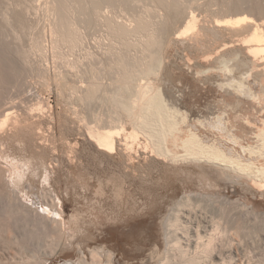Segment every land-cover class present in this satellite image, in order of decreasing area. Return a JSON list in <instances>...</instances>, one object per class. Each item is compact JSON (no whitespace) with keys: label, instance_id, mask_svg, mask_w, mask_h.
<instances>
[{"label":"bare ground","instance_id":"bare-ground-1","mask_svg":"<svg viewBox=\"0 0 264 264\" xmlns=\"http://www.w3.org/2000/svg\"><path fill=\"white\" fill-rule=\"evenodd\" d=\"M200 1H46L43 8L49 22L48 30L45 29L49 46L42 44L43 55L52 52L54 59L62 44L76 46L83 24L93 27L98 23L104 29L103 36L96 41L98 52L89 49L82 57L72 60L66 53L59 55L65 59L61 60L65 61L68 71L64 73L66 68L52 78L62 100L66 99L70 107L64 113L60 111L58 119L45 99L36 101L35 97L30 100L33 102L25 100L26 105H21L9 102L10 95H5L10 93L7 84L12 82L10 76L18 67H14V48L1 37L5 27L10 26L12 33H17L18 27L24 29L31 10L25 7L29 10L26 14L19 5L4 12L0 22V264H35V247L39 245L53 255L59 248L69 250L91 238L90 231L83 225L82 214L75 211L67 219L62 198L54 194L53 183L61 180L60 173L58 177L55 173L62 166L78 170L80 177L82 173L89 174L90 163L115 168L113 179L118 188L113 196L116 202L123 200L128 181L140 182L142 189H137L145 200L139 202L132 196L128 215L156 210L162 205L163 197L158 189L174 181L170 178L180 182L201 177L197 181L204 184L207 181L209 191L213 188L216 191L218 183L223 182L264 196V0ZM140 3L144 6L138 11L135 7L139 8ZM33 6L32 11L36 12L38 8ZM7 24L9 26H5ZM176 48L187 52L181 58L190 68H195L197 84L200 81L205 86L214 85L213 89L220 94L217 96L222 97L220 105L205 113L191 107L184 88L185 94L176 97L179 91L174 92L173 84L184 78L181 75L177 78L176 74L185 71L170 60L169 54ZM17 54L15 52V56ZM192 61L194 65L190 64ZM66 74H73L77 79L70 84L71 88L68 86L71 92L65 97L62 87L66 85L62 82H68ZM92 103L105 107L100 108L104 114L99 108L89 110L91 114L86 107H93ZM54 119L64 147L62 157L53 154L58 141L53 133L55 126L51 121ZM73 131H78L83 140L75 144L69 142L67 133ZM136 159H139L137 164ZM193 165L199 169L198 173L192 170ZM153 173H157L154 174L157 177ZM101 179H97V197L105 195L106 187ZM209 180L217 181L216 185ZM184 184L187 183L184 181ZM65 190L68 193L69 187ZM40 194L46 199L37 201ZM210 195L206 198L214 202L223 196L220 191ZM201 198L189 194L171 203L169 214L161 223L166 249L161 253L155 246L152 251L158 264H213L217 261L231 264V256H218L223 254L224 248H232L235 242L242 244L244 239L254 236L261 237L264 245V217L261 218L262 214L259 217V209L251 207L253 210L248 211L250 204L247 207L243 200L248 212L242 209L241 214L231 215L230 206L228 209L224 204L219 205V213L215 210L217 215L212 212L211 216L202 218L200 211L207 206L203 205L205 197ZM89 250L93 264H113V251ZM102 257H106V261ZM77 264L88 262L81 259Z\"/></svg>","mask_w":264,"mask_h":264},{"label":"rangeland","instance_id":"rangeland-1","mask_svg":"<svg viewBox=\"0 0 264 264\" xmlns=\"http://www.w3.org/2000/svg\"><path fill=\"white\" fill-rule=\"evenodd\" d=\"M6 1L7 0H0V20H1L0 22L3 21L2 15L5 14L4 12H8V10H12V8H14V6L19 7V5H20L19 8H24V9H25V7H28V9L30 8L29 10H31V12H29V14H28L29 10L27 8L25 9L26 14H28V15H27V23H26L27 26L25 25L24 29H23V27H18V28H16V29H18V31L16 30L17 33H12L11 31H13V30L7 24L5 26H9V27H7V28L5 27V29H4L5 34H3V36L1 37V39L4 40L5 43L6 42H8L7 44L11 43L10 44L11 47L14 48L13 49V52H14L13 60L15 59V61H16L15 62L16 65L14 64L15 65L14 67L15 68H16V66L18 67L17 68L18 72L15 70L17 73L15 71H13V74L11 75V76H14L16 81H14L15 79L10 76V80H12V82L9 80L11 82V83L10 82L9 83L11 85L7 84V85H9L8 87L10 89L8 88V90L10 93L5 94V95H7V96L10 95L9 102L15 101L16 103H19L21 105H26V103L28 101L36 99V98H37L36 101L40 100V99H45L48 103L50 102L52 110L53 109L55 110V111L53 110V113H55L56 115L58 113H60V111H61V113H64L66 110H68V107H70V106L67 105L66 99L64 101L62 100V96L60 94L59 88L56 86V82L52 78V76L54 77L55 75H58L60 72L65 71L67 68V67H64L65 61H62L64 58L62 59L61 55L66 53V57H69L68 59L72 60L75 58L82 57L84 55L83 53H85L86 50L89 51V49H90V51L98 52L97 50H99V46H98L97 42L103 36L104 31H102V30H104V29L102 27H100L99 25H97L98 23L97 24L95 23V25L93 23V25H94L93 27H89L86 24L81 23V24H83V25H81V32L82 31L83 32L82 33L80 32V34L82 36L78 40V44H77L78 47H77V45L67 47L66 45H68V44H65V46H64V44H62V46H61L62 48H58V50H56L57 53L59 52L58 57H59V55L61 57H59V58L54 57V59H55V61H54V59L52 58L53 57L52 52H49L50 53V54L48 53L49 55L46 54L47 52H45L43 55L42 53L44 52V49H43V52L41 50V47L45 43H47V44H45L46 47L49 46V44H48L49 41H47V40H49V37L47 36L49 34L47 32H45L46 30H48V25H49L48 23L49 22L47 20V17H46V14L44 12V8H43V7H45V2L49 1V0H46V1L45 0H35V1L34 0H28V1L27 0H17V3H16V0H11V1L9 0L7 2ZM202 1L204 2V0H202ZM202 1H200V2H202ZM14 3L17 5H15ZM18 3H20V4H18ZM10 4H11V6H10ZM140 4H138V5H140L139 8H138V6L135 7V9L138 11H140V9L142 10L143 9L142 6H144L142 3H140ZM31 5L32 6L36 5L33 7H36V9L38 8L36 10L37 14L35 11H32L34 8H32ZM32 12H34V13H32ZM74 18H77V17H75V15H74ZM30 27L33 28V30ZM85 28H87V29H85ZM21 31H23V32H21ZM26 31H28V33ZM17 34H18V36H17ZM19 35H21V36H19ZM39 36H41L42 39L38 38ZM8 37H10V39ZM19 38H21V39H19ZM43 38H44V40H43ZM83 38H85V39L87 38V40L84 39V42H83ZM14 41H15V43H14ZM37 43H38V45H37ZM81 44H83V46ZM16 45H17V47H16ZM26 45H27V47H26ZM22 46H23V48H22ZM81 46H82V48H81ZM74 47H76V48H74ZM91 48H92V50H91ZM60 49H61V51H59ZM79 49L82 51V53ZM23 50H24V52H22ZM63 50H64V53H63ZM173 50H171V52L169 54L170 60L173 62H177L179 67H182L185 70V71H181L180 73L178 72L176 74L177 78H179L180 75L182 77H184L181 80V82L180 81L176 82L177 85L173 84V87L175 86L174 92L179 91V92L175 93L176 97H180L182 94H185V93H186L185 95L188 94L189 98L187 99V101L191 105V107H193L194 109H197L198 111H203L205 113L209 109L214 108V106L217 107L216 105H220V103L222 102V97L217 96V94H219V92L213 89L214 85L212 83H211L210 87H209V84H207V86H205L206 84H204L203 82L201 83L200 81L197 84L196 79L198 78V76L193 74V71H195V68H193V67L190 68L185 63V60L182 59L186 56L187 52H184V50L182 48H176ZM29 51H31V52H29ZM37 51H39V52H37ZM73 51H75V52H73ZM15 52H16V54L18 53L16 55L17 57L15 56ZM72 53H73V55H72ZM178 54H180V55H178ZM45 55H46V57H45ZM171 55H173V56H171ZM47 56H49L50 58ZM56 59H57V61H56ZM22 60L24 62H26L27 60L28 61H27V63H24ZM31 60H32V62H30ZM32 64H33V67H32ZM41 64H43V65H41ZM190 64L194 65L195 61H192ZM19 67L20 68L22 67V68L19 70ZM62 68H64V69H62ZM41 69H43V70H41ZM21 70H23V71H21ZM46 70H48L49 72L48 71H47L48 73L45 72ZM67 71H68V68L64 73H66ZM14 72L16 73L17 76L15 75ZM44 73H45V75H44ZM55 73H57V74H55ZM24 74H25V77H24ZM46 74L48 77L46 76ZM189 75H190V77H189ZM34 76H35V78H34ZM66 76H67L66 78L68 79V82L69 81H71V82L68 83L66 81V83H68V85L65 83V81L62 82L63 85L64 84L66 85L65 87L64 86L62 87V88H64L63 92L66 91L64 93L65 97L67 95H69V93L71 92L69 90L70 84L73 85V82L76 81V79H77V77H75V75L73 77V74H68V75L66 74ZM18 77L20 78V80ZM40 77L42 79H40ZM50 77L54 80V82H53V80H48V79H50ZM45 78L48 80V82ZM17 80L20 81V84ZM45 81L47 82V84ZM193 82H194V85H193ZM50 83L51 84L54 83L55 85L52 84V86H50L49 85ZM185 83L187 84V86ZM199 84H201L200 85L201 89H199L200 88ZM16 85H19V86L17 87ZM47 85H49V86H47ZM196 85H198V86H196ZM56 87L58 89H56ZM66 87L68 89H66ZM170 87H172V86H170ZM176 87H177V89H176ZM182 88H184L185 93L183 92ZM8 90H7V92H8ZM68 90H69V92H68ZM215 93H216V95H215ZM59 97H61L60 98L61 100L59 99ZM25 100L27 102H25ZM30 102H33V101H30ZM95 104L96 103H92L91 105L95 106ZM52 105L54 106V108ZM94 106L90 107L88 105L86 108H88V111L89 110L91 111L93 108L95 110H97L99 108V105H97L98 107L97 106L94 107ZM100 108H102V107H100ZM100 108H99V110H100L99 112H103V114H104V110H101ZM104 108H102V109H104ZM91 112H93V111H91ZM106 112L107 111H105V113ZM58 116H59V114L57 115V119H58ZM47 119H48V121L50 120L49 117ZM40 120H42V119H40ZM51 122H53L54 126L56 127V129L54 127V130H53V133L55 132L54 135L59 137L60 136V130L58 129L59 127L57 125H55L56 124L55 119ZM75 132H77V133H75ZM75 132L73 131V132L67 133L68 137H69V142H72V144H75V142L77 140H80V141L83 140L80 133L78 131H75ZM58 137H56V140H58V141H56V144H55L56 149L53 152V154H55L56 157H62L65 154L64 153V147L62 145L63 143L61 142L60 137L59 138ZM39 143L40 144L42 143L41 140H39ZM24 155H26V153H24ZM135 161H136L135 163L137 164L139 159H136ZM141 161H143V158L140 160V162ZM50 163H51V161L49 162V164ZM54 163H53V165H57V163L56 164H54ZM89 163L90 162H87V164H89ZM85 164H86V162H85ZM88 167H89L90 172L92 174L90 172H89V174L88 173H86V174L82 173L83 175H81V177H80L78 170L69 169L66 166H62V168H60V170H56L58 172L55 174H57V177H58V175H59L58 173H60L59 176H61V177H59V178H61V180H60V183H55V184L53 183V190H55L54 194L59 195L64 202V209H65L67 219H69L71 214H73L75 211H78V212H80V214H82L83 225H86L85 227L90 231L91 238L82 241V244L80 245L81 250L79 249L80 246H75L69 250H63V249L59 248L57 250V252L54 253L53 255H49V253L47 252L48 250L43 248V246L39 245V246L35 247V248H37L36 254H35V256H36V259L34 262L35 264H77L81 259L86 260L88 262V264H93L92 256H91L90 250H89V249H93V248H96V249L99 248V251H101V249L103 250V248H106V249L113 251V253H114L113 264H158L157 259L152 257V251L154 250L155 246H157V248L159 249V251L161 253H163V251H165V249H166V246H165V243H164V240L162 237V232H161L162 220L164 219V217H166L169 214V208H171V203L173 201L180 200L185 195H189V194H194L195 197H201V196H202V198L205 197L204 198L205 201L203 202V205L205 204L204 206L205 207L207 206L206 207L207 209L200 211L201 214L205 211L204 212L205 215H204V213L202 215L199 214L200 216H202V218L206 217V215L208 217H209V215L211 216L212 212H213V214H215L217 212L219 213L220 212V211H218L220 209L219 205L221 207V206H224V204L226 207L228 206L227 207L228 209L230 206V210H231L230 213H233L231 215H236V214L238 215V212H239V214H241L242 209L244 210L243 212H248V211H251L253 209L256 210V208H257V210L259 209V211H261L258 213L259 217L261 214H262L261 218L264 217V213H263L264 212V196H262L260 194H257V195L252 194V193L250 194V192L243 191L241 186L238 187L236 185H234V186L231 184L228 185V184H224L223 182L222 183L220 182V184L218 183V185H220V186L217 185L218 187L215 188L216 191H213L214 188L209 191V190H207V188H208V184H206L207 181L205 184H204V182H200L199 180L201 179V177H200V179L197 178V179H199L198 181H197V179H196V181H194L196 178L194 175H196V173H193V176H194L193 179L194 180H192V177L186 178L187 180L191 179L190 180L191 182H188L186 179H183L185 181V183H187V184H184L183 180H181L183 182H181V181L177 182V181H175L174 178L173 179L170 178L171 181L172 180H174V181H172L168 186L163 187L161 189H158V192L162 195L163 200H161L162 202L160 201V203H162V205L159 204L158 207L156 208V210L154 209V210L144 211V213H139L140 215L139 214L138 215L137 214L132 215L130 213L128 215L127 214V208H129L132 205L133 202L131 203V201H132L133 197H135L139 202H141L143 199L145 200V197H143L144 195L141 192V190L138 191V189L140 188L139 187L140 182L128 181L125 184L126 187H125V191L123 193V195L124 194L125 195H124V197H123V195L121 196V197H123V200L120 199L118 202H116L117 200H115V198L113 196L115 190L118 188V185L116 184V182H114V179H115L114 169L115 168L113 169L112 167H110L111 169H113V170H111L107 166V168H109L111 170L110 171L106 168V166H103V167L97 166L94 163H90V165ZM192 168L191 169L194 170L195 172L198 169V168L196 169L195 166ZM198 171H199V169H198ZM198 171H197V173H198ZM111 172L112 173L114 172V173L112 174ZM157 173L156 174L153 173V176L157 175ZM137 174L139 175L140 173H136V175ZM97 176H99L98 178L103 179L104 186L106 187L105 188V195L106 196L103 195V196L97 197V195L95 193L97 191V187L99 186L98 182H97V179H98ZM196 176L198 177L199 175L197 174ZM155 177H157V176H155ZM110 179H113V180L110 181ZM107 180H108V182H107ZM211 180H213V179H211ZM202 181H204V180H202ZM41 182L42 181H40V183H39L40 188L42 187ZM212 182L210 181V183H212ZM213 183H214V185H216L217 181L214 180ZM85 184H86V187H85ZM67 186L69 187V192H70V193L68 192L69 194L67 192H66L67 194L65 193V191H66L65 188L66 189L68 188ZM210 188H212V187H210ZM140 189H142V188H140ZM206 191L207 192L209 191V192L207 193ZM219 191L222 192V195H223L221 198H219L220 200L215 199V201L217 200L216 202H214V200H211V201L208 200L209 199L208 195L212 194V192L214 193V192H219ZM126 192L127 193L129 192L128 193L129 195ZM134 194H135V196H134ZM203 194H205L206 196ZM38 196H39V199L37 201H39V200L42 201V200L46 199V197L44 195L40 194ZM43 196H44V198H43ZM94 201H96L97 203H94ZM122 201H123V203L121 205L120 203ZM242 201L244 203H247V205H246L247 207L249 206L248 204H250V208L248 211H245L244 207H246V206L243 204ZM240 202L244 206H242L240 204ZM116 203L118 204L117 206H116ZM210 204L212 207H210ZM238 204H240V206ZM215 206H218V209H214V208H216ZM239 207H241V208H239ZM251 207H253V209H251ZM116 209H118L120 211H117ZM111 210H113V211H111ZM246 210H247V208H246ZM141 214H142V216H141ZM217 214H215V215H217ZM130 216H132V217H130ZM115 218H117V219H115ZM114 219L116 221H114ZM250 219H252L254 221L255 217H252ZM90 220L93 221L92 222L93 224L90 222ZM260 221H262V220H260ZM261 223L263 224V222H261ZM262 243L263 242L261 241V237L254 236L253 239H244L242 244L235 242L234 247L227 248V249L224 248L223 249L224 255L219 254L218 256L219 257L231 256V258L233 259V260H230V261H232L231 264H264V245ZM80 251L83 254L80 253ZM103 255H104L103 252H101L100 256H103ZM102 258H104L103 260L106 261V257H102ZM213 264H220V262L217 261Z\"/></svg>","mask_w":264,"mask_h":264}]
</instances>
